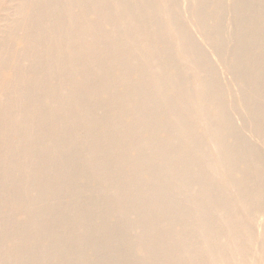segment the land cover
Masks as SVG:
<instances>
[{
	"label": "bare ground",
	"instance_id": "obj_1",
	"mask_svg": "<svg viewBox=\"0 0 264 264\" xmlns=\"http://www.w3.org/2000/svg\"><path fill=\"white\" fill-rule=\"evenodd\" d=\"M6 2L0 0V33L12 39L15 30L19 31L14 28L20 23L26 24L20 54L28 57L31 72L22 75L20 64L10 69V40L6 38L0 42V86L3 87L7 81L11 84L7 99L1 102L0 123L11 120L15 114L20 115L11 130L0 129V169L4 172L0 182V200L4 206L24 211V217L13 220L12 227L17 230V236L11 249L0 248V264H14L22 259L25 264H38L43 259L46 260L44 264H171V260L172 263L176 260L179 264H194L197 258L198 263L207 258L208 264L210 261L212 264H248L250 261L264 264V223L259 224V228L256 226L259 221L256 225L254 223V227L260 229L257 233L251 221L256 215L261 216L260 213L264 215V153L260 152L263 146L256 144L259 151L255 147L256 141H252V146L249 140L244 139L242 130H239L243 123L240 128V123L236 125V119L231 115V99H227L231 94L225 92L229 87L224 88V85L229 80L221 83L225 76L219 74L225 70L220 73V69L217 71L219 65L215 66L218 57L224 59V55L230 54L228 57L231 59L227 58L229 63L226 64L237 82L235 85L241 87V105L248 110L258 137L264 138L263 0H191V9L183 8L190 11L189 15L197 22L199 31L219 55L216 61L211 60L205 47L187 28V17L181 12L179 0H35L32 4H28V0H11L7 8ZM8 10H13L12 16ZM228 13L235 24L232 34L231 29L228 30L232 26L229 21L228 29L226 27ZM108 28L120 32L102 33L103 36L96 37L98 31ZM226 31L231 34L230 39L225 35ZM104 42L110 46L107 50L103 47ZM174 51L177 52L176 57L172 56ZM142 52L149 53L151 57L146 55L143 65L137 66L133 59ZM109 56L114 59L111 64L117 77H112L107 70ZM177 60L192 69L190 79L194 84L190 85L189 78L175 71ZM152 64L157 67L152 74L155 84L144 87L141 82L132 81L134 73L141 74V77L149 75ZM6 67L10 69L9 74L4 70ZM166 69H170V73L162 81ZM116 84L123 85V90L118 91ZM23 91L24 102L11 105L12 98ZM169 92L176 94V98L173 97L175 100L169 104L171 113L168 117L170 120L173 118L171 122L175 121L182 134H189L188 143L184 145H181L182 141L179 143L178 136V142H169L166 136L162 137L168 126L164 125L166 129L160 132L163 125L159 120L161 111L153 110L157 108H154V99ZM48 99L54 100V104L46 105ZM187 102H192L196 108L191 110L185 106L190 110V119L187 116L177 119L176 113L174 117L171 115L175 110L179 114L178 110H181L176 108L177 105ZM243 118L241 121L245 124ZM189 120L202 122V125L204 122V128L199 125L200 130L188 132ZM142 125L145 128L151 126L145 137L142 135L144 138L137 134L138 127ZM115 126H119L122 133H132H126L128 137L123 141L117 132L112 133ZM29 131L34 133L28 136L26 133ZM79 131L86 133L81 140L75 137ZM14 138L19 139L15 142ZM211 146L217 149L214 148L216 153L213 156L209 155ZM149 151H156L162 157L155 155L154 158ZM41 152H47V157L41 158ZM22 153L24 160H16ZM82 160H86L85 167L79 168L76 163ZM45 164L59 168L52 177L53 180H64V188L53 190L50 184H46L48 179L46 183L41 180ZM157 166L160 167L159 172L148 174L155 167L157 170ZM210 169L214 172L210 173ZM171 180L177 182V192L173 184L175 190L171 185L174 190L170 189L171 196H155L165 188L169 194L166 185ZM194 183L197 186L191 190ZM26 186H35L40 193L48 186L47 194L33 196L35 199L25 195L24 199L9 196V192L15 196V192ZM110 187L113 191L108 196L106 190ZM225 187L233 189L234 198V193L230 195L233 199L229 192L226 195L229 190ZM88 192L94 196L98 194L105 202H99L97 196L98 202L93 199L94 203L82 202ZM64 195L82 199L70 206L58 205L57 201H61L57 199L58 206H49L51 209L45 212L32 209L33 204L52 205L53 199ZM182 203L193 205L194 211L195 207L198 208L192 222L196 226L204 224L198 236L205 243L203 255L199 252L201 249L198 250L202 244L196 240L198 237L195 236L196 241H193L192 235L193 244L185 241L187 233L193 234L192 228L196 226L193 227L188 218L193 210L188 208L189 205L181 209ZM178 204L181 205L178 207L181 214L187 213V208L191 210L190 214L185 213L189 219L185 220L189 223H185L186 228L184 222L170 227L172 220L175 219V224V221L183 219L180 210H176ZM209 205V211L213 208L211 214L206 213ZM215 208L219 213L223 212L222 216L219 215L223 219L227 214L231 215H227L225 222L223 220L225 226L221 224L225 230L218 226L222 232L215 225ZM147 209L152 212L146 213ZM242 210L246 216L239 213ZM122 217L123 225L121 221L116 222ZM119 226L124 230L126 227L140 230L136 233L132 230L136 235L129 234L131 230L121 235L119 233L123 231L119 229L118 235L113 228ZM195 231L198 235V229ZM5 233L2 230L0 238ZM182 238L184 240L181 241L187 245L178 241ZM222 239L230 240V245L227 240L221 242ZM219 241L224 244L223 248ZM42 243L46 248L41 253L32 251V247ZM254 245H257V250ZM131 246L133 249L136 246L134 251ZM253 248L257 255L254 253L251 260ZM200 256L205 258L202 260Z\"/></svg>",
	"mask_w": 264,
	"mask_h": 264
},
{
	"label": "rangeland",
	"instance_id": "obj_2",
	"mask_svg": "<svg viewBox=\"0 0 264 264\" xmlns=\"http://www.w3.org/2000/svg\"><path fill=\"white\" fill-rule=\"evenodd\" d=\"M3 1H5L6 2V0H3ZM35 0H28V4H32V2H34ZM7 2H8V4H7ZM7 2L4 4L5 5V7L7 8V6L9 7L10 5H11V0H7ZM179 3H180V9L182 8V14L184 15V17H187V18H185L186 19V26H187V28L192 32V34H195L194 36H195V38L200 42V44H201V46L203 47H205L204 48V50L206 51V53H208V55H209V57L211 58V60L212 61H216L217 59H219V60H217L215 63L217 64H215V66H216V68H217V66H218V68H217V71L219 72L220 70V73L223 71V70H225V71H223L221 74H219L221 77L222 76H225V77H228V78H225V77H222V80H220L221 81V83H224L225 81V83H227V81H228V83H227V85H224V84H222V85H224V88H226L225 86H227V87H229V88H226L225 90V92H226V94L228 95V94H231V95H228V101L231 99L232 100V98L234 99V103H232L233 102V100L231 101H229L233 106H231V115H232V118H235L236 120H234L235 121V123H236V125L237 124H239V130H242V131H240L241 132V134H243V137H244V139L247 141V140H249L248 142L249 143H251V145L254 143V141H256L255 142V147H256V149H258L259 151H260V147H262L261 148V150L263 149L264 150V142H263V140H264V138H262V136L260 135V137H258V134H257V131H256V129L254 128L255 127V125H254V123L251 121L252 119H251V117H250V114H248V110L246 111V108H245V106L244 105H241L242 104V102H241V96H242V90H241V87L239 86V84H236L235 85V83H237L236 82V80H235V78H232V76L231 75H233V74H231L230 73V71L228 70V61L231 59V58H229L228 57V55H230L229 53H227L226 55H224V59H221L220 57H218L219 55L218 54H216V52L214 51V49H213V47L212 46H210V43L208 42V40L204 37V35H203V33H202V31L200 30L199 31V29H200V27L197 25V22L195 21V19L194 18H192L191 17V14L189 15V13H190V11H186V10H189V9H191V8H189L190 6H191V0L189 1V0H179ZM190 4V5H189ZM263 4H264V0H263ZM184 6H186V7H188V9L186 8V7H184ZM183 8L184 9H186V10H183ZM263 8H264V6H263ZM184 11L186 12L185 14H184ZM8 12L9 13H12L13 12V10H8ZM8 13V14H9ZM13 15V13L10 15V16H12ZM190 16V17H189ZM228 16H230V14L228 13L227 15H226V18H225V20H226V27L227 26H229V23H231L230 25H232V26H229V29H228V27H227V29L228 30H230L231 29V34H232V30L234 31V29H233V26L235 27V24H234V22H233V20L231 19L230 20V18H232V16H230L229 18H227ZM227 21H229V23L227 22ZM23 23H24V21H23ZM189 23V24H188ZM192 23V24H191ZM195 23V24H194ZM191 24V25H190ZM22 26H24V27H22ZM196 27V28H195ZM226 27H225V29H226ZM22 28V29H21ZM192 28V29H191ZM15 29H19V31H17V30H15ZM65 28H62V30H64ZM193 29H195V30H193ZM226 29V30H227ZM14 30L17 32H15V36H17V37H11L12 39H10L9 38V36H7V34H4V33H0V42H4L5 41V39L7 38H9V45H10V47H11V49H12V51H11V49H10V52L9 53H11L9 56H10V62H11V64H10V62H9V64H8V67L11 69V67L13 66V65H21V67L23 68V72H21L22 73V75H27V74H29L30 72H31V70H29L28 69V57L27 56H23L22 54H20V49L22 48V45H23V42H24V33L26 32V24H23V25H21V23L19 24V25H17L15 28H14ZM61 30V29H60ZM59 30V31H60ZM124 30H125V28L123 29V32H124ZM54 31V29L53 30H51V32H53ZM50 32V33H51ZM113 32H120V30H118V31H114L113 29L111 30L110 28H108V29H102V30H100V31H98L97 33H96V37H98V38H100L101 36H103V34H111V33H113ZM19 33V34H18ZM23 34V38L21 37V35ZM103 33V34H102ZM226 34V36H227V38L228 39H230L229 37H231V34H229V31L227 32H225ZM52 34H54V33H52ZM51 34V35H52ZM199 35L200 36V34H201V36L199 37H197L196 35ZM6 36V37H5ZM202 37V38H201ZM199 38H200V40H199ZM206 39V40H205ZM21 41V42H20ZM203 41V42H202ZM18 42H20V43H18ZM108 46H109V44L108 43H105L104 42V45H103V47L107 50L108 49ZM110 47V46H109ZM208 48V49H207ZM207 49V50H206ZM209 49H211V50H209ZM18 50H19V52H18ZM16 51H17V53H16ZM211 52V53H210ZM212 53H214V54H212ZM146 55H147V57H151L150 55H149V53H147V52H142V53H140V55L139 56H137L136 57V59H133V63L134 64H136L137 66H139V65H143V62H145V57H146ZM175 55V56H174ZM176 55H177V52L176 51H174V52H172V56L173 57H176ZM217 55V56H216ZM216 57H218L217 59H216ZM226 57V58H225ZM231 57V56H230ZM214 58V59H213ZM227 58H229V60L227 59ZM142 60V61H141ZM15 61V62H14ZM112 61H114V59L111 57V56H109V58L107 59V63H106V65L108 66V69L107 70H109L111 73V75H112V77H117V76H115L116 75V72L112 69V64L111 63H113ZM22 62H23V64H22ZM228 62V63H227ZM15 63V64H14ZM227 63V64H226ZM213 64H214V62H213ZM24 66V67H23ZM8 67H6L4 70L5 71H7L6 72V74L8 73H10V69H8ZM180 67V68H179ZM181 67H183V69L181 68ZM219 67H222V68H219ZM155 68V69H154ZM218 69H220V70H218ZM27 70V71H26ZM28 70H29V72H28ZM150 74L149 75H145V76H142L141 77V74H139V73H134L133 75H132V77H131V79H132V81L134 80V82H141V84L144 86V87H147V86H150V84L151 85H153V84H155V81H154V78L152 77V74H155V72H156V70H157V67H155V65H151V67H150ZM228 70V71H227ZM166 71V72H165ZM164 72H163V78H162V81L164 80L165 81V78H164V76H167V74H169L170 73V69H166ZM175 71L176 72H178V73H181L182 75H184L185 77H187V78H189L188 80H189V84L191 85V84H194V81H192L190 78H191V75H190V72H191V74H192V69L189 67V66H186L185 67V65H183L180 61H178L177 60V62L175 63ZM188 71V72H187ZM226 71H227V73H226ZM188 74H189V77H188ZM136 76V77H135ZM219 76V78L221 79V77ZM230 77H231V79H233V81L230 79ZM134 78H136V79H134ZM223 78L225 79V80H223ZM1 81V80H0ZM223 81V82H222ZM235 81V82H234ZM193 82V83H192ZM234 83V84H233ZM3 84V83H2ZM4 86L2 87V86H0L1 87V89H0V104H1V102H3V101H5L6 99H7V94L9 95V90H11L10 88H11V84L9 85V82L7 81V82H4ZM229 85V86H228ZM239 87H238V86ZM6 86V87H5ZM5 87V88H4ZM116 87H117V89H118V91H122L123 90V85H121V84H118V86H117V84H116ZM236 88H239V90L238 89H236ZM116 89V88H115ZM116 89V90H117ZM6 90V91H5ZM46 91H48V88H46L45 89ZM230 91L229 93L227 92V91ZM239 92H238V91ZM4 92V93H3ZM238 92V93H237ZM240 93H241V95H240ZM174 95V96H173ZM234 95V96H233ZM19 96V97H18ZM108 96V94L107 95H105V98ZM229 96H231V98H229ZM173 97H175L176 98V94H174L173 92H169L167 95H165V96H163V97H156L154 100V102H153V105H154V108L155 107H157V108H155V109H153V110H155L156 112H158V113H160V111H161V113L162 112H164V113H160L159 114V120H160V122H162V124L163 125H161V130H160V132H162L163 133V131H164V128H165V126L164 125H166V128H167V126H168V129H169V127L170 126H172V127H170V129L166 132V131H164V133L162 134V137H163V135L164 136H166L167 138V140L166 139H164V140H166V141H169V142H171V141H176V142H178L177 140H179V143H180V141H182L181 142V145H184V143H188V137L187 136H189V134L187 135L186 133H184V134H182L177 128H176V126H175V121H173V122H171L172 120H173V118L170 120L169 119V114L171 113L170 112V107H169V104H170V102L171 101H174L175 100V98H173ZM165 99V100H164ZM173 99V100H172ZM3 100V101H2ZM12 100H13V102H11V105H19L20 103H22V102H24V91L23 92H21L19 95H16L15 96V98H12ZM35 101H37L36 99H34V102ZM157 101L158 102H161V104L160 103H157ZM47 103H46V105H48V106H51V105H53L54 104V100H52V99H48L47 101H46ZM235 102L237 103V104H235ZM239 102V103H238ZM18 103V104H17ZM156 103H157V105H156ZM192 105H191V104ZM163 104V105H162ZM186 104V105H185ZM185 104H182V105H177V109H180L181 110V112L183 113H181V112H179V110H178V113L179 114H177V110H175L176 112H174L173 114H171L173 117H174V115H175V113H176V116H175V118H187L188 117V119H190V110L188 111L187 109H191V110H196V108H195V106H194V104L192 103V102H187V103H185ZM160 105V106H159ZM185 106L186 107H189V108H185ZM234 106H235V108H234ZM242 106H244V107H242ZM233 107V108H232ZM1 108H2V104L0 105V112H1ZM161 108H163V110L164 111H162V109ZM237 108V109H236ZM243 108H245V111L243 110ZM157 109H158V111H157ZM160 110V111H159ZM184 110V111H183ZM237 111V113H236V111ZM234 112V113H233ZM242 112V113H241ZM244 112V113H243ZM246 112V113H245ZM233 114H235L234 116H233ZM238 114V115H237ZM181 115V116H180ZM183 115H185V117L183 116ZM245 115V116H244ZM162 116H163V118H162ZM183 116V117H182ZM187 116V117H186ZM245 118H243V117ZM166 117V118H165ZM239 117V120L237 119ZM17 118V119H16ZM19 118H20V115L19 114H15L14 115V117L11 119V120H7L5 123L4 122H2V123H0V127H2V128H0L2 131H8V130H11L12 128H13V126H15L16 125V123H17V121L19 120ZM242 118H243V120H245V124H244V121H241L242 120ZM15 119V120H14ZM165 119V120H164ZM164 120V121H163ZM239 121V122H238ZM164 122V123H163ZM165 122H167L169 125H167V123H165ZM189 122V128H188V132H190L191 131V133H193L196 129H199L200 127H199V125H201L202 127L205 125L204 124V122H203V125H202V122H198V121H191V120H189L188 121ZM194 122V123H193ZM196 122V123H195ZM241 122L243 123L242 125H241ZM15 123V124H14ZM198 123V124H197ZM248 123V124H247ZM194 124V125H193ZM253 124V125H252ZM9 125V126H8ZM246 125L248 126V127H246ZM250 126H251V128H250ZM149 127H151L150 125L149 126H146V128H145V126H143L142 125V127L140 126V127H138V129H137V131H138V136H144L145 137V132H146V130L149 128ZM190 127H192V128H190ZM198 127V128H197ZM245 127V128H244ZM101 128V127H100ZM144 128V129H143ZM165 128V129H166ZM172 128V129H171ZM204 128V127H203ZM255 130H254V129ZM201 129V128H200ZM199 129V130H200ZM245 129V130H244ZM114 131L112 132V133H118L119 135H120V138L124 141V140H126L125 138H127L128 137V135H131V133L132 132H121L120 131V129H119V126H115L114 127V129H113ZM190 130V131H189ZM248 130V131H247ZM120 131V132H119ZM179 131V132H178ZM193 131V132H192ZM166 132V133H165ZM176 132V133H175ZM243 132V133H242ZM34 132H32V131H29V132H27L26 133V135H32ZM126 133H128V135L126 134ZM175 136L174 138L173 137H171L172 136V134ZM190 133V134H191ZM82 134V135H81ZM86 133L84 132V131H79V132H77L76 134H75V137L77 138V140H81L83 137H84V135H85ZM108 134H111L110 132H108ZM126 134V135H125ZM169 134V135H168ZM182 134V135H181ZM203 134V133H202ZM168 135V136H167ZM244 135H246V136H248L249 138H251V139H253V136L255 137L253 140H250L248 137H246L245 138V136ZM21 136H23L24 137V132H22L21 133ZM79 136V137H78ZM142 136V137H143ZM176 136H178L179 137V139H177L176 138ZM14 137H18V136H14ZM123 137V138H122ZM143 137V138H144ZM168 137H171L172 138V140H171V138H168ZM203 137H204V135H203ZM142 138V139H143ZM187 138V139H186ZM248 138V139H247ZM16 141L15 142H17L18 141V139L19 138H14ZM169 139V140H168ZM174 139V140H173ZM177 139V140H176ZM258 139V140H257ZM263 139V140H262ZM251 141V142H250ZM252 141H253V143H252ZM259 144V143H261L262 144V146H261V144H259V148L256 146V144ZM252 146H254V145H252ZM215 148V147H214ZM213 148V146H211L210 148H209V155L210 156H213L215 153H216V151H215V149ZM212 149V150H211ZM217 150V149H216ZM262 150V151H263ZM262 151H260L261 153H264V151L262 152ZM150 152V156H152V157H154L155 155L157 156V157H160L161 155H159L158 154V152H152V151H149ZM188 153H190V150H188L187 151ZM212 152H213V154H212ZM155 153V154H154ZM46 154H47V152H41L39 155H40V157L41 158H43V157H47L46 156ZM264 155V154H263ZM156 156L154 157V158H156ZM162 157V156H161ZM16 160H18V161H22V160H24V154L22 153V154H20L19 156H17L16 157ZM83 161H85V162H83ZM80 162V161H79ZM79 162H77L76 164L78 165V167L79 166H81V168H84L85 167V164H86V160H82V162L81 163H79ZM51 166V167H50ZM44 167H45V174L44 175H41L40 176V178H42L41 180L42 181H44L45 182V180L46 179H48V180H46V184H50V186H51V188L53 187V190L55 189V190H60V189H62V188H64V186H65V182H64V180H58V179H54L53 180V177L52 176H54V174H56L57 172H58V170H59V168H57L56 166H54V168H53V165H51V164H45L44 165ZM51 168V169H50ZM56 168V169H55ZM73 167H70V169H72ZM80 168V167H79ZM156 168V167H155ZM155 168H153L154 169V171H153V169L151 170L152 172L150 173H148V174H150V175H153L154 173L153 172H155V174H156V172H159L158 170L160 169V167H158L157 166V170L155 169ZM55 171H57L56 173H55ZM210 171V173H212V172H214L213 170H209ZM3 172V170H1L0 169V182H1V180L3 179V177H4V172ZM153 173V174H152ZM53 174V175H52ZM154 174V175H155ZM3 176V177H2ZM44 176H45V178H44ZM48 176H49V178H48ZM52 178V179H51ZM38 180H40L39 178H38ZM53 180V181H52ZM55 181V182H54ZM172 182H170V181H168L169 183H167V185H166V187H167V189H174L175 190V188H176V191L175 192H177V182L175 181V180H171ZM50 182H53V183H50ZM175 182V183H174ZM172 183V184H171ZM176 186H174V185ZM171 185H173V187L171 186ZM195 185V183L194 184H192V186L190 187V189L193 187ZM168 186H170V188H168ZM195 186H197V185H195ZM29 187H31L30 189H29ZM48 187V186H47ZM44 188L45 189V191H43L42 193H40V191L38 192L37 190L38 189H35L36 187L35 186H26L25 188H23L22 190H20L19 192H15V196H13L14 195V193H12V192H9L10 194H9V196L10 197H17V198H19V199H24V197L25 196H28V198H34L35 199V197H38L39 195H44L45 194V196H46V191H47V189L48 188ZM60 187H62V188H60ZM172 187V188H171ZM175 187V188H174ZM28 188V189H27ZM226 188V187H225ZM228 188V190L229 191H227L226 192V195L227 194H229V196L231 195V193L233 194L232 196H233V198H234V196H235V192L233 191V189H231V188H229V187H227ZM226 188V189H227ZM166 189V188H165ZM164 189V190H165ZM172 189V190H173ZM189 189V190H190ZM194 189V188H193ZM32 190V191H31ZM162 190L160 193H162V195H160V193L158 192V194L157 193H155V196H160L161 198H168V196L170 195V194H173L172 193V191L170 190V192H169V190H168V192H169V194L167 193V191L165 190ZM174 190H173V192H174ZM192 190V189H191ZM22 191V192H21ZM25 191V192H24ZM106 191H108L109 193L107 194L108 196H110V194H111V192L113 191V189H112V187H110V188H108ZM166 192L165 194H164V192ZM226 190H224V192H225ZM229 192V193H228ZM30 195H29V194ZM40 193V194H39ZM13 194V195H12ZM177 194V193H176ZM178 194H179V190H178ZM21 195V196H20ZM25 195V196H24ZM166 195H168V196H166ZM174 195H175V193H174ZM33 196H35V197H33ZM84 196L85 197H83V199H82V197H79L78 199L79 200H81L82 199V202H87V203H94V201L95 202H98V201H96L97 199H96V197L95 196H97V198H98V200H99V202L100 201H104L105 202V199L104 198H102V197H100L98 194L97 195H93V194H91V193H85L84 194ZM90 196V197H89ZM92 196V197H91ZM157 196V197H158ZM171 196V195H170ZM228 196V195H227ZM64 197H66V198H64ZM71 197V198H70ZM231 197V196H230ZM63 198V199H62ZM62 198H56V199H53L52 201H51V203H52V205H50V203H48V204H44V206L43 205H40V204H35L36 206H34V204L32 205L33 207H32V209H40V211H46V209L47 210H50L51 208H53L52 206H58V205H60V203H61V206H70V205H74L75 203H77L79 200L76 198L75 199V197H73V196H70V195H64V196H62ZM72 198H74V199H72ZM95 198V199H94ZM101 198L103 199V200H101ZM159 198V197H158ZM232 198V197H231ZM232 198V199H233ZM57 199H59L61 202H59V201H57ZM87 199V200H86ZM94 201H93V200ZM208 199V198H207ZM77 200V202H74V201H76ZM84 200V201H83ZM38 201V200H37ZM36 201V202H37ZM54 201V202H53ZM56 201L58 202V205H57V203H56ZM74 203H73V202ZM62 202H63V205H62ZM66 202L68 203V205H65L66 204ZM0 206L1 205H3L2 204V202H1V200H0ZM56 203V204H55ZM65 203V204H64ZM71 203H73V204H71ZM186 205H189V207L188 206H186ZM51 208H50V207ZM181 205H177V206H175L176 207V210L177 211H179V213L181 214V209H184L185 207L184 206H186V207H188V208H190L191 210H193L194 211V207H193V205H190V204H187V203H185V205H184V203H182V207H181V209L179 208L178 209V207H180ZM192 206V207H191ZM3 209H2V208ZM0 207V232L2 231V230H4L6 233H5V235H4V237H2V238H0V248H5V249H11V247H12V244L14 243V240L13 239H15L16 238V229H14L13 227H12V224H13V220L15 221V220H18V219H20V218H22V217H24V215H23V213H24V211H23V213H22V211H18V210H15L14 208H12V207H9V206H1ZM6 207H7V209H6ZM9 207V208H8ZM38 207V208H37ZM43 207V208H42ZM187 208V213L189 212V211H191L190 209H188ZM201 208H203L202 206H201ZM204 208H206V207H204ZM207 208H208V212H206L207 214L209 213V214H211V211L213 210V208H211L210 210L211 211H209V208H210V205H209V207L207 206ZM9 209V212L7 211ZM13 209H14V211H13ZM42 209V210H41ZM195 209H196V211H192V216H191V212L190 213H188V214H190L189 215V217H188V215L186 216V212H184L183 214H181V218H183L184 219V221H183V219H181V218H179V216H180V214H179V216L177 217V218H179V219H181V220H179V219H176V220H179L178 222L177 221H175V224H174V220H172L173 221V223H172V221H171V225L172 226H170L171 228L172 227H174V225L176 226H179L178 224H176V223H182V222H184V225L183 226H185V228H186V226H187V224H191V223H193L192 221H193V218H195V216H197V210H198V208H196L195 207ZM216 209V208H215ZM214 209V210H215ZM11 210V211H10ZM203 210V209H202ZM201 210V211H202ZM4 211V212H3ZM148 211L149 212H152V210H150V209H147V211H145L146 213H148ZM204 211H206V210H204ZM217 211V212H216ZM4 214H3V213ZM12 212V213H11ZM17 212V213H16ZM214 212V211H213ZM213 212H212V215H211V217H212V219H214V216L216 215V213H217V216L215 217L216 219H214L215 220V225H216V228H218V226H220L221 227V224L223 225V226H225L224 224L225 223H223V220H224V222H225V220L227 219V215H226V218H222V217H219V215L222 213L223 214V212H221V213H219L220 211H218L217 209L215 210V215H213ZM227 212H229V211H227ZM114 213V212H113ZM186 213V214H185ZM219 213V214H218ZM240 214L242 213L243 214V216L245 215V212L242 210L241 212H239ZM18 214V215H17ZM193 214H195V215H193ZM222 214H221V216H222ZM258 214V213H257ZM20 215V216H19ZM183 215V216H182ZM224 215H225V212H224ZM260 215L262 216V214L260 213ZM22 216V217H21ZM210 216V215H209ZM229 217H231V215L229 214L228 215ZM246 216V215H245ZM259 214L258 215H256L254 218L256 219H253V220H251L252 221V225H253V227L256 225V223L258 222V225H256L258 228L260 227V225L259 224H262V222L264 223V215L261 217V216H259ZM17 217V218H16ZM20 217V218H19ZM190 219H188V218ZM207 217H208V215H207ZM211 217H208V218H211ZM219 217V218H218ZM224 217V216H223ZM262 219H261V218ZM2 218V219H1ZM9 218V219H8ZM192 218V219H191ZM189 220V223L187 222V221H185V220ZM219 219V220H218ZM8 220H9V222H12V223H9L8 222ZM195 220L196 219H194V222H195ZM209 220V219H208ZM222 221V222H219V221ZM122 223H121V222ZM191 221V222H190ZM260 221H261V223H260ZM116 222H120L122 225H123V223H124V220H123V217L122 218H117L116 219ZM187 222V224L185 225V223ZM119 223V224H120ZM254 223H255V225H254ZM7 224V225H6ZM6 225V226H5ZM181 225V224H180ZM204 224H203V222H202V224H197V226H198V228H197V226L196 225H194V223H193V227H195L196 229H198V231H197V233H198V235L196 234V231H195V228H192L193 229V231H194V233L196 234H194L192 231V233L193 234H191V233H187V237L186 238H189L188 240L185 238V241L187 242V243H191V244H193V241H196V240H198L199 239V244H200V240H201V238L200 237H198L199 236V233L201 232V230H202V227L201 226H203ZM35 226H36V224L35 225H33L32 227H31V229H34L35 228ZM183 226H181V228H183V229H185ZM222 226V227H223ZM255 226V227H256ZM9 227L11 228V229H9ZM201 227V228H200ZM218 228L219 230L222 228ZM254 227V228H255ZM122 229H120V226L117 228V227H115V228H113V231H116L115 233H119L120 232V230H122L123 232H125V233H123L122 231V233H119V234H126V233H129V231H130V233L129 234H132V233H134V232H132V230H133V227L131 228V227H126L125 228V230L123 229V227H121ZM129 228V229H128ZM131 228V229H130ZM225 227H223L222 229H224ZM258 228H255V230H258ZM115 229V230H114ZM120 229V230H119ZM217 229V230H218ZM222 229L220 230L221 232H222ZM128 230V231H127ZM136 230H140V229H134L133 231H135V233H136ZM218 230V231H219ZM225 230V229H224ZM150 231V230H149ZM152 231V230H151ZM260 231V229L258 230V231H256L257 233ZM13 232V233H12ZM113 233V232H112ZM134 233V234H135ZM140 232L139 231H137V234H139ZM35 234V233H34ZM118 234V235H119ZM189 234V235H188ZM133 235V234H132ZM136 235V234H135ZM190 235H191V237H190ZM192 235H193V237H194V240H193V237H192ZM195 236L196 237H198L197 239L195 238ZM184 238H182V239H179L178 241H181V240H184ZM222 238H226V237H222ZM191 239V240H190ZM196 239V240H195ZM190 240V242H188ZM193 240V241H192ZM223 241H221V242H224V240L226 241L227 239H222ZM2 241V242H1ZM13 241V242H12ZM228 241H230V240H227V243H228V245H230V243L228 242ZM5 242V243H4ZM183 244L185 243L186 245H187V243L186 242H184V241H181ZM202 242H204V240L202 241ZM201 242V243H202ZM221 242L219 241V244L221 245H219L218 244V248H223L222 247V245L224 246V244H221ZM182 243H179V244H181V245H183ZM225 243V242H224ZM226 243V244H227ZM44 246H43V245ZM41 245H39L38 247L37 246H34V247H32L33 249H32V251L33 252H35V253H41V251L42 250H44L45 248H46V245L44 244V243H42ZM184 244V245H185ZM194 244H196V242L194 243ZM197 244H198V241H197ZM225 244V245H226ZM205 245V243L203 244H200V248L198 249V250H200L201 249V251H199L200 252V254L201 255H203L204 254V252L206 251V247L204 246V248H201V247H203V246ZM227 245V246H228ZM220 246V247H219ZM226 246V247H227ZM42 247H43V249H42ZM133 246H131V248H132ZM136 247V246H135ZM135 247H134V249H135ZM196 247H199V245L197 246L196 245ZM253 247V246H252ZM254 247L256 248V250H257V245H254ZM39 248V249H38ZM255 248H253V250H251V254H250V257H252L253 256V254L256 256L257 255V252L255 251ZM133 249V248H132ZM131 249V250H132ZM134 249H133V251H134ZM203 249V250H202ZM197 250V251H198ZM132 251V252H133ZM254 251V252H253ZM201 252H203V254L201 253ZM253 252V253H252ZM254 256V257H255ZM199 258H205V257H199ZM198 259V258H197ZM196 259V263L197 264H208V260H206L207 258H205L204 260H206V261H204L203 259V262L201 261V259H199V262L201 261L202 263H198V260ZM251 260L253 259V257L252 258H250ZM249 259V260H250ZM20 261V260H19ZM19 261H17V262H15L14 264H25V262H24V260L22 259L20 262ZM45 259H43V260H41L38 264H44L45 263ZM173 262V260H171V264H174L175 262L177 263V261L175 260L174 261V263H172ZM206 262V263H205ZM251 262V261H250ZM248 263V264H253V263ZM175 263V264H176ZM195 262H194V264H196ZM177 264H179V263H177ZM210 264H212V262L210 261ZM219 264H221V262L219 263ZM255 264H257L256 262H255Z\"/></svg>",
	"mask_w": 264,
	"mask_h": 264
}]
</instances>
